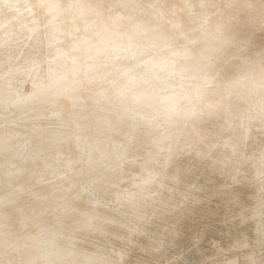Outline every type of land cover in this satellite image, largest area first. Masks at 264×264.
<instances>
[{"label": "rangeland", "instance_id": "obj_1", "mask_svg": "<svg viewBox=\"0 0 264 264\" xmlns=\"http://www.w3.org/2000/svg\"><path fill=\"white\" fill-rule=\"evenodd\" d=\"M0 264H264V0H0Z\"/></svg>", "mask_w": 264, "mask_h": 264}, {"label": "bare ground", "instance_id": "obj_2", "mask_svg": "<svg viewBox=\"0 0 264 264\" xmlns=\"http://www.w3.org/2000/svg\"><path fill=\"white\" fill-rule=\"evenodd\" d=\"M127 39V38H126ZM195 47V46H194ZM127 70V69H126ZM113 82V81H112ZM239 232V231H238Z\"/></svg>", "mask_w": 264, "mask_h": 264}]
</instances>
